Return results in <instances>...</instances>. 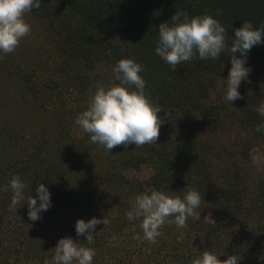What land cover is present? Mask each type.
<instances>
[{"label": "trees", "instance_id": "trees-1", "mask_svg": "<svg viewBox=\"0 0 264 264\" xmlns=\"http://www.w3.org/2000/svg\"><path fill=\"white\" fill-rule=\"evenodd\" d=\"M176 11L215 16L229 46L244 21L264 24V0H41L25 14L51 44L22 42L0 57V264H44L63 237L88 246L75 233L81 217L108 221L94 230L93 264H196L205 250L264 264V166L249 155L255 148L264 165V131H256L264 85L243 80L231 104L217 93L229 52L175 70L163 62L155 54L158 28ZM129 57L143 65L163 123L156 143L107 152L74 121L98 87L119 83L112 67ZM247 64L264 65V43ZM225 129L234 137L217 138ZM12 177L25 183L26 197L39 183L49 188L52 206L40 219L28 218L25 201L10 207ZM189 189L201 193L200 219L184 228L166 222L154 243L142 238L139 220L125 217L137 194L182 197Z\"/></svg>", "mask_w": 264, "mask_h": 264}, {"label": "clouds", "instance_id": "clouds-1", "mask_svg": "<svg viewBox=\"0 0 264 264\" xmlns=\"http://www.w3.org/2000/svg\"><path fill=\"white\" fill-rule=\"evenodd\" d=\"M40 5L41 0H0V57L13 52L21 39L29 34L31 26L25 20V14ZM219 15L217 12L216 16ZM170 20L171 23L159 25L155 54L175 70L178 64L194 57L217 60L223 52H229L231 67L225 79V99L233 104L240 98L241 82L251 71L246 66L248 53L255 45L264 43V24L254 26L252 22L244 21L235 30L229 46L225 27L211 14L189 17L186 12L176 11ZM112 73L119 83L98 87L74 123L89 135L91 143L102 145L107 152L121 144L140 147L156 143L163 123L158 115L161 107L154 105L146 94L143 65L134 58H121L113 65ZM257 112L264 117V104ZM256 131H264V124L257 125ZM256 151L251 149L249 155L255 163H260ZM8 187L13 193L10 207L25 201L23 204H27L28 218L32 221L40 219V214L52 206L51 192L43 183L37 184L35 196L27 197L26 185L19 177H12ZM200 205L201 193L195 189H189L182 197L153 190L131 199L125 217L130 222L139 220L142 238L154 243L160 235V227L166 222L184 228L188 219H200L201 213L197 211ZM100 223L107 224L106 217L103 220L98 217L78 218L76 236H84L83 241H87L88 246L72 237L60 238L51 260L46 258L44 264H93L95 249L91 245L94 244V230ZM220 254L205 250L196 264H238L239 257L231 255L220 260Z\"/></svg>", "mask_w": 264, "mask_h": 264}, {"label": "rangeland", "instance_id": "rangeland-1", "mask_svg": "<svg viewBox=\"0 0 264 264\" xmlns=\"http://www.w3.org/2000/svg\"><path fill=\"white\" fill-rule=\"evenodd\" d=\"M25 20L30 24V32L29 34L22 38L18 46L22 45V42L25 43V46H28L30 44H33L34 46H43L44 50L50 49V35L48 36V32H45L40 26L34 25L32 22L26 19ZM251 71L249 73L248 78L246 79L247 81L251 82L252 87H256L259 85H264V65H249L247 64ZM226 77L220 79L219 85H218V92H225V87H226ZM221 131V130H220ZM234 130L231 129H225V134L221 136V132H219L216 137L217 138H222V139H228V137H234ZM260 160L262 161V165H260V168L263 167V158H261V155H259ZM138 175V174H137ZM142 176V175H141ZM214 218L212 213H209L208 219L212 220Z\"/></svg>", "mask_w": 264, "mask_h": 264}]
</instances>
